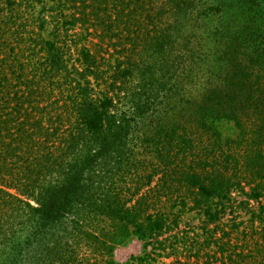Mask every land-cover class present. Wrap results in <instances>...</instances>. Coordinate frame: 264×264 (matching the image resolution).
<instances>
[{
	"label": "trees",
	"instance_id": "16d2710c",
	"mask_svg": "<svg viewBox=\"0 0 264 264\" xmlns=\"http://www.w3.org/2000/svg\"><path fill=\"white\" fill-rule=\"evenodd\" d=\"M151 2L154 26L147 28L139 19L136 29L127 26L131 43L123 45L125 60L108 82L114 94L101 99L92 98L81 82L95 72L87 52L85 67L68 68L58 38L44 40L43 57L29 58L27 69L20 61L15 64L14 46L0 42V212L23 216L16 230L24 236L25 264H116L112 254L127 235L105 242L95 231L89 234L95 220H110L126 230L132 226L144 242V255L137 259L149 263L154 246L147 248L166 220L146 213L140 199L129 206L131 200L113 184L134 165L131 143L137 136L168 160L165 167L174 165L176 180L193 191L207 224L220 221L230 201L228 168L216 154L223 143L250 140L244 152L253 147L256 158L263 154L264 0ZM134 12L123 14L133 19ZM36 75L61 76L59 84L75 81V95L66 94L70 102L62 105L65 114L58 119L44 112L48 106H38L41 96L30 89ZM16 79L24 89L11 92ZM60 98L64 101L63 94ZM170 106L184 110L181 133L178 122L149 123ZM249 125L255 132L247 131ZM174 147L186 154L181 166L167 156ZM252 168L255 176L264 177L263 169ZM260 196L255 190L248 194L259 205L251 212V225L264 220ZM4 223L0 220V230ZM96 243H102L107 259L80 256Z\"/></svg>",
	"mask_w": 264,
	"mask_h": 264
},
{
	"label": "rangeland",
	"instance_id": "374dc122",
	"mask_svg": "<svg viewBox=\"0 0 264 264\" xmlns=\"http://www.w3.org/2000/svg\"><path fill=\"white\" fill-rule=\"evenodd\" d=\"M121 2L15 0L9 4L7 0H0V42L13 45L16 50L15 64L20 61L26 64L27 69L31 65L27 62L29 58L36 60L43 57L40 46L44 40L58 38V44L65 49L68 68L71 65L79 69L85 67L83 53L87 52L94 58L89 64L95 72L89 75L86 82L83 79L82 85L88 87L92 98L111 96L114 91L108 85L110 74L117 64L125 60L126 51L123 45L131 43L125 35L127 26L136 29L139 19L141 25L151 28L156 21L155 5L151 0H145L144 5L141 0H124V4ZM122 11H135L133 19ZM107 26L111 27V31H108ZM31 76L28 74L27 78ZM60 77L54 76L49 80L36 75L30 85V89L41 96L38 106H48L44 112H51L56 119L57 116L65 114L62 105L70 102L65 97L66 94L75 95L71 89L75 81L59 84V81H63L58 80ZM16 81L17 79L13 80L9 85L11 92L24 89V83L17 86L19 83ZM61 94L64 101L60 98ZM183 111L180 106L175 109L171 106L165 107L149 123L155 125L156 122H163L170 125L178 122V132L181 133ZM63 123L66 124V119ZM262 123L264 124V120ZM249 126L251 128L247 131L255 132L253 126ZM151 128L147 129L148 133ZM141 130L137 128V131ZM142 136L135 137L131 143L134 165L117 175L113 184L124 199L131 200L127 203L129 206L140 199L146 213L162 216L166 220L162 232L151 240L153 245L147 248L150 251L154 246L148 264H264V220H256L255 225H251V212L259 205L255 198L248 197L255 190L261 195L260 199L264 200V177L255 176V169L252 168L256 166L264 170V150L256 158V148H247L248 153L244 152L243 146H249L250 140L223 143V151L216 154L222 155L223 163L228 168L230 201L221 220L207 224L206 218L201 215L202 210L195 207L193 191L176 180L174 165L165 167L168 160L163 161L162 157L152 151L154 147L149 141L145 143ZM260 141L263 147L264 138ZM179 148L182 149V146ZM179 148L167 150V156L170 160L176 158V164L181 166L186 154ZM248 159H254L252 165ZM196 197L203 198L198 194ZM17 215L16 212H0V220L6 222L0 230V264H25L24 236L16 230L21 226L16 227V222L23 216ZM216 224H219L217 229ZM90 226L89 234L93 230L105 242L113 237L127 235L124 238L125 244L117 245L112 254L116 264H144L137 259L144 255V242L133 234L132 226L129 225L127 230L124 227L122 229L119 224L110 220H95ZM101 246L102 243H96L84 247L79 254L91 260L107 259L108 254Z\"/></svg>",
	"mask_w": 264,
	"mask_h": 264
}]
</instances>
